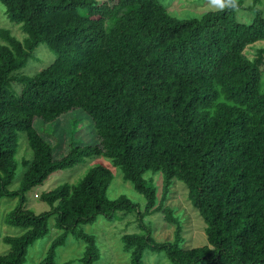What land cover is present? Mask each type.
I'll use <instances>...</instances> for the list:
<instances>
[{
    "label": "trees",
    "instance_id": "16d2710c",
    "mask_svg": "<svg viewBox=\"0 0 264 264\" xmlns=\"http://www.w3.org/2000/svg\"><path fill=\"white\" fill-rule=\"evenodd\" d=\"M163 1L0 0L24 33L0 29V199L20 198L5 222L22 230L4 236L0 264H24L55 215L60 232L38 264H59L71 235L86 244L81 263L96 264V237L80 224L138 207L126 195L108 197L110 167L94 165L77 183L44 191L49 210L26 204L51 174L96 156L110 158L146 198L140 231L122 235L130 264H144L149 250L164 251L168 264H264V47L249 53L264 40V13L259 0H219L225 7L179 18ZM240 8L253 10L251 20H240ZM41 45L56 58L25 73ZM73 109L89 114L96 140L72 141L57 158L35 120L54 122ZM22 132L32 157H21L12 189ZM148 171L164 176L159 199ZM176 181L205 222L207 244L184 245L182 221L166 204ZM158 212L175 227L173 240L158 241L144 223Z\"/></svg>",
    "mask_w": 264,
    "mask_h": 264
},
{
    "label": "rangeland",
    "instance_id": "374dc122",
    "mask_svg": "<svg viewBox=\"0 0 264 264\" xmlns=\"http://www.w3.org/2000/svg\"><path fill=\"white\" fill-rule=\"evenodd\" d=\"M163 2L169 7L171 14L179 18L199 17L205 11L225 7V4L219 0H164ZM253 4L254 0H244V6L246 7ZM256 7L262 9L264 13V0H259ZM5 12V6L0 3V29L3 27L11 28L19 38H23L24 33L21 32L20 27L12 24ZM238 17L240 20L248 22L253 17V10L250 8H240L238 9ZM260 47H264V40L258 41L250 47L249 53L254 54L256 49ZM55 58L56 54L47 45H41L34 51V57L29 60L23 71L28 74L40 71ZM262 79V88L264 89V76ZM16 86L18 89L21 87L20 84H16ZM35 126L52 143L54 146L53 152L57 158L69 152L72 141L89 144L96 140V133L91 117L80 109H73L50 123H46L38 118L35 120ZM23 155L28 158L32 157V151L28 147L25 132H22L19 139V162ZM97 164L107 165L113 171L114 178L107 192L108 197L115 199L120 195H126L133 202L137 203L138 207L130 213L118 211L114 217L98 216L95 222L80 224L79 229L96 237L99 247V257L96 264H130V253L124 250L122 235L126 232L140 231L138 226L140 222L139 211L145 209L146 198L134 189L131 182L123 179L121 169L114 166L110 158L104 156L85 157L72 168L54 172L43 185L36 186L26 193V204L36 213L49 210L50 206L40 199L44 191L65 182L77 183L90 168ZM24 169L25 167L20 162L14 182L11 185L12 189H17L20 186V178ZM144 177L148 181H151L152 185L156 188L159 199L163 190L164 176L162 172L154 173L153 171H148ZM187 192L188 189L185 183L176 181L166 204L176 210V215L182 221L184 227V245L187 247L201 246L208 242L205 232V222L199 210L189 201ZM19 201V197H3L0 199V253L9 248L8 244L3 241L4 236L18 235L22 231L17 226H12L5 222V215L13 210ZM56 223L57 216L55 215L49 220L50 232L28 248L27 260L24 264H38L46 256L49 246L60 232ZM144 223L152 229L153 235L158 241L173 240L175 227L165 220L162 212L147 215L144 218ZM85 245L83 239L71 235L68 241L58 249L56 260L59 264H65L71 260V264H82L79 258L85 250ZM168 263L169 259L164 251L149 250L145 253L144 264Z\"/></svg>",
    "mask_w": 264,
    "mask_h": 264
}]
</instances>
